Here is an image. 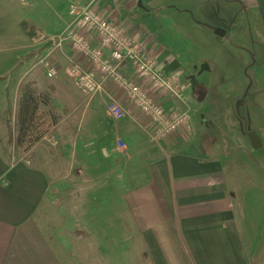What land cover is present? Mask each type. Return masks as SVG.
<instances>
[{"label":"crops","instance_id":"obj_1","mask_svg":"<svg viewBox=\"0 0 264 264\" xmlns=\"http://www.w3.org/2000/svg\"><path fill=\"white\" fill-rule=\"evenodd\" d=\"M38 1L29 0L28 11L38 26H45L42 20L47 18L56 27L61 24L56 29L53 26L46 29L50 36L60 32L71 21V4H94L107 17L115 19L123 32L145 43L146 54L156 57L158 68L172 73L184 84L187 99L194 94L189 66H183L180 56L160 41L158 28L147 19L153 16L156 0ZM238 1L256 15L264 33V0ZM40 3L41 10L38 8ZM87 34L91 33L88 31ZM66 56L90 66L85 56L75 53L67 42L61 50L56 49L52 53L51 59L59 66ZM22 67L24 65L20 64L17 69ZM64 72L62 70L58 77ZM125 72L135 77L130 63ZM43 75V81L49 80ZM0 76V86L3 88L13 82L10 75L3 77L0 73ZM31 76L28 80L35 81L42 89L52 92L59 87L58 78L56 82L42 86L35 78V71L31 72ZM104 86L127 108L129 114L122 119H114L107 112L106 91L97 94V101L103 104L101 119L91 122L92 127L98 128V133L91 132L89 140L96 138L97 146L111 148V151L116 148V153L110 159L112 170L108 172L115 177L113 159H119L122 170L118 177H123V184L117 188L111 179L110 182L109 179L106 181L107 188L113 194L118 193L121 208L117 211L107 204L106 212L101 213L98 206L94 207L98 202L96 193L100 183L81 189L79 200H76V203L82 204L80 211L72 208L68 212H71V220L82 225L72 232L75 242L90 241L85 256L87 263H98L101 242L106 244L102 248L112 259L115 256L110 250L114 252L120 247L123 257L129 258V264H142L143 237L151 253V264H248L236 202L227 184L226 169L221 159L206 153L207 150L202 147V136H192L194 121L199 128L194 110H191V130L181 127L159 143H154L146 131L149 123L136 105L112 82L106 81ZM165 104L168 108L172 107V99H166ZM192 106L198 111L194 104ZM119 138L127 142V149L117 146ZM40 142L24 153L30 158L29 164L22 161L14 163L4 153L0 143V264H83L77 254L83 249L72 250L68 242L64 228L68 222L55 231L53 240L45 232L38 236L39 223L35 222V216L40 209L45 214L52 202L51 195L62 193V188L54 185V171L43 162L36 150ZM90 142L93 141H87V144ZM105 173L107 175L104 172L97 177L105 176ZM102 185L105 183L102 182ZM86 203L90 205L85 211ZM94 212L100 214L95 215ZM122 218L126 221L122 230L125 235L127 231L128 236L121 235L119 230L115 235L114 227L119 228L115 222L122 221Z\"/></svg>","mask_w":264,"mask_h":264},{"label":"rangeland","instance_id":"obj_2","mask_svg":"<svg viewBox=\"0 0 264 264\" xmlns=\"http://www.w3.org/2000/svg\"><path fill=\"white\" fill-rule=\"evenodd\" d=\"M29 8V0H0V73L13 79L6 88L0 86V143L11 160L26 153L8 142L7 111L14 113L19 85L33 77L31 72L35 71V78L42 86L56 82L58 78L59 87L51 92L57 122L40 140L36 150L54 171V185L58 184L62 193L51 195L50 207L45 208V214L40 209L34 219L39 223L38 236L45 232V235H51V240L55 231L68 222L64 228L71 249H83L77 254L83 264H90L85 257L90 241L75 242L72 232L82 225L71 220L68 211L72 208L80 211L82 204L76 200H79L81 189L93 183H100L96 193L98 202L94 207L98 206L100 212L105 213L108 204L118 211L121 208L118 193L113 194L107 188L106 180L110 182L111 179L117 188L121 186L123 177L118 174L122 169L115 157L113 177L108 171L112 170L110 159L116 148L111 151V148L97 146L96 138L89 140L91 132L98 133V128L92 127L91 122L101 119L103 104L97 101V94L85 97L65 72L58 77L62 70L66 71L69 57L66 56L59 65L60 73L51 78L46 74L45 64L39 61L44 51L51 49L47 56L51 59L56 49L63 48L64 45L52 44L43 48L50 36L46 29L52 26L56 29L61 24L56 27L47 18L42 20L45 26H38L30 17ZM38 8L41 10L42 3ZM153 8V16L147 19L158 28L160 41L180 56L183 66H189L195 92L187 102L199 123L198 128L194 121L192 136H202L206 153L222 160L227 184L236 202L248 264H264V33L261 24L238 0H156ZM53 9L56 10L55 5ZM216 28L224 29V34L216 32ZM20 64L24 67L17 69ZM43 74L49 80L43 81ZM184 93L187 96V92ZM249 130H255L261 136V147L251 145L246 134ZM50 136L56 140L55 145L50 143ZM87 141L94 143L87 144ZM123 142L127 149V142ZM104 172L108 178L97 177ZM89 205L86 203L85 211ZM124 222L123 218L115 222L119 227H114L115 235L118 230L123 236L129 235L122 230L126 225ZM103 245L106 244L99 243L97 264H129V258L123 257L120 247L114 252L110 250L115 256L112 259L103 250ZM150 254L142 237V264L152 263Z\"/></svg>","mask_w":264,"mask_h":264},{"label":"built area","instance_id":"obj_3","mask_svg":"<svg viewBox=\"0 0 264 264\" xmlns=\"http://www.w3.org/2000/svg\"><path fill=\"white\" fill-rule=\"evenodd\" d=\"M69 13L72 19L66 27L47 39H52V45L58 47L69 43L75 53L82 54L89 61L90 66H86L76 58L69 57L66 69L85 97L90 98L106 91L104 83L112 82L147 119L149 126L146 131L154 143H159L181 127L191 130L192 108L187 102L184 84L172 73H165L158 68L156 57L146 54L143 41L127 35L115 19L107 17L92 3L71 4ZM88 31L91 34H87ZM50 54L51 49H48L45 57L39 61L45 64L46 74L51 78L60 73V66L47 58ZM129 63L135 77L125 72ZM106 95L107 112L111 117L122 119L129 114L112 93L106 91ZM168 98L173 101L170 108L165 104ZM49 141L56 144L53 136H50ZM124 145L121 138L117 139L119 148L123 149ZM12 161L29 164L30 158L24 154Z\"/></svg>","mask_w":264,"mask_h":264},{"label":"trees","instance_id":"obj_4","mask_svg":"<svg viewBox=\"0 0 264 264\" xmlns=\"http://www.w3.org/2000/svg\"><path fill=\"white\" fill-rule=\"evenodd\" d=\"M56 122L51 90L40 88L33 80L22 82L14 113L7 111L8 142L27 152Z\"/></svg>","mask_w":264,"mask_h":264},{"label":"water","instance_id":"obj_5","mask_svg":"<svg viewBox=\"0 0 264 264\" xmlns=\"http://www.w3.org/2000/svg\"><path fill=\"white\" fill-rule=\"evenodd\" d=\"M216 32L220 33V34H224V29L222 28H216ZM53 42L52 39L48 40L45 42L43 48H46L47 45L51 44ZM250 142H251V145L254 147V148H259L262 146V139L261 137L259 136V134L255 131V130H249L246 132Z\"/></svg>","mask_w":264,"mask_h":264}]
</instances>
